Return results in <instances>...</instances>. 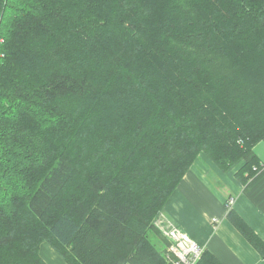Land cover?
Wrapping results in <instances>:
<instances>
[{
    "label": "trees",
    "instance_id": "obj_1",
    "mask_svg": "<svg viewBox=\"0 0 264 264\" xmlns=\"http://www.w3.org/2000/svg\"><path fill=\"white\" fill-rule=\"evenodd\" d=\"M263 139L264 0H0V264H176L183 176L205 152L247 183Z\"/></svg>",
    "mask_w": 264,
    "mask_h": 264
},
{
    "label": "crops",
    "instance_id": "obj_2",
    "mask_svg": "<svg viewBox=\"0 0 264 264\" xmlns=\"http://www.w3.org/2000/svg\"><path fill=\"white\" fill-rule=\"evenodd\" d=\"M253 150L262 168L247 183L237 176L244 159L224 171L201 152L165 204L171 220L221 264H264L263 256L228 217L230 211L237 212L264 241V139ZM230 199L234 202L229 206ZM42 255L49 264H67L46 244Z\"/></svg>",
    "mask_w": 264,
    "mask_h": 264
},
{
    "label": "built area",
    "instance_id": "obj_3",
    "mask_svg": "<svg viewBox=\"0 0 264 264\" xmlns=\"http://www.w3.org/2000/svg\"><path fill=\"white\" fill-rule=\"evenodd\" d=\"M233 202L234 199H230L228 205L230 206ZM156 224L160 226L162 234L169 241L168 249L176 258V264H198L200 262L205 249L190 234L171 220H158Z\"/></svg>",
    "mask_w": 264,
    "mask_h": 264
},
{
    "label": "rangeland",
    "instance_id": "obj_4",
    "mask_svg": "<svg viewBox=\"0 0 264 264\" xmlns=\"http://www.w3.org/2000/svg\"><path fill=\"white\" fill-rule=\"evenodd\" d=\"M153 241L155 242V244L157 245L158 248L160 249H164L165 247V243H164V238L163 235L160 234L159 232L157 234H154L152 236ZM46 251V249H44V252ZM167 251H169V249H167ZM170 252V251H169Z\"/></svg>",
    "mask_w": 264,
    "mask_h": 264
},
{
    "label": "bare ground",
    "instance_id": "obj_5",
    "mask_svg": "<svg viewBox=\"0 0 264 264\" xmlns=\"http://www.w3.org/2000/svg\"><path fill=\"white\" fill-rule=\"evenodd\" d=\"M162 217H163V219H165L166 221H168V220H171V218L166 214V212L164 211V214H162ZM172 221V220H171ZM173 222V221H172ZM174 223V222H173ZM175 224V223H174ZM156 226L159 228V230L161 231V229H160V226H158L157 224H156ZM161 226H164L163 224H161Z\"/></svg>",
    "mask_w": 264,
    "mask_h": 264
}]
</instances>
